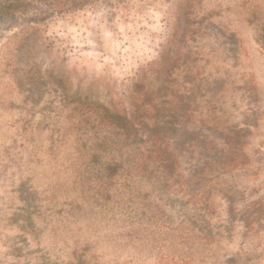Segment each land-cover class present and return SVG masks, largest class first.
<instances>
[{
  "label": "rangeland",
  "instance_id": "rangeland-1",
  "mask_svg": "<svg viewBox=\"0 0 264 264\" xmlns=\"http://www.w3.org/2000/svg\"><path fill=\"white\" fill-rule=\"evenodd\" d=\"M24 2L0 19V264H264V0H117L114 14L107 1ZM180 91L191 103L181 118L164 101ZM108 112L149 134L189 200L145 208L154 221L139 243L80 177L91 151L125 160L104 144Z\"/></svg>",
  "mask_w": 264,
  "mask_h": 264
},
{
  "label": "trees",
  "instance_id": "trees-1",
  "mask_svg": "<svg viewBox=\"0 0 264 264\" xmlns=\"http://www.w3.org/2000/svg\"><path fill=\"white\" fill-rule=\"evenodd\" d=\"M31 1H47L48 5L55 7L56 11L59 12L62 10L65 11H72L76 7H83L84 5H87L89 7L93 3H96L97 1H107L115 6H113L115 9L112 13L118 12L120 4H115V1L117 0H29ZM29 1H22V0H0V19L4 18L5 22L8 19L14 18L16 14V11L18 9V6L22 5L24 2L25 5L28 4ZM125 1V0H124ZM137 2L144 1L145 0H136ZM154 0H146V2H153ZM166 3V1H165ZM24 7H28L24 6ZM33 6L31 5L30 9ZM85 8V7H84ZM83 8V9H84ZM40 11V10H39ZM25 12V11H24ZM18 15V14H17ZM29 16H32V13H29L28 11L25 13H21L18 15L20 19L25 22V19ZM191 24V22L189 23ZM134 62V60H133ZM150 62L153 63V61H147L148 65ZM143 63V59L141 60H135L134 64V70L138 69L139 65ZM197 65V62L194 63V66ZM198 72L194 73L196 75ZM136 76V75H135ZM192 87L189 88L187 91H192ZM168 99L166 100V97L164 101L167 103V106H171L170 113H177L180 114L179 118L182 117L183 113L182 109L185 110V108H189L191 106V103H186L185 98L186 94L188 93L186 91L184 92H175L173 95H169L168 92ZM170 97V98H169ZM180 106L181 108H178L177 106ZM101 112L104 111V108H100ZM107 110V109H106ZM172 111V112H171ZM208 110L202 111L201 108L197 110V117L200 116V119L198 120V126L199 128L202 126L208 127L210 123H207L208 117L206 115V112ZM169 113V114H170ZM93 114V113H92ZM168 114V115H169ZM97 115L98 112H97ZM206 115V116H205ZM104 120L106 130L108 133L103 135L105 138L104 144L106 145V148L110 147V150L114 152L117 156H124V151H127V155L125 157V160L122 159L119 160L118 158H111L105 159L102 158V155L97 151H92L89 153V159H86L84 164L87 162L86 171L88 175H81L80 177L84 180H86L84 183L89 187V200L92 202H95V204H100L103 207L111 205L110 209H117L119 212H121L123 215H121L120 219L124 220L125 222L122 226L129 228L125 232L128 234V237L130 238L129 241L139 243L140 238H135L136 235L141 234V232L145 233V236L147 235V228L145 227L148 223H153V216L148 215V210L151 211L152 208H156L157 210L168 208L171 205V201L168 199V197H178L180 196L175 187L171 184L172 179L168 172V163H170V158L165 153L161 152L156 145L153 144L151 141V137L148 134L147 139H142L138 137V134L133 133V125L128 123V118L126 116H121L119 114H111L108 113H101L100 119ZM209 118H214V116H211ZM166 119V117H164ZM209 122V121H208ZM143 129V127H141ZM229 142L228 136L224 138V143L227 144ZM150 143V145H148ZM152 143V145H151ZM115 155V156H116ZM146 158V160H144ZM149 161L150 163L146 162ZM144 166H146L144 168ZM137 168H140L144 172H147L148 178L156 177L161 178V180H158L160 183H163V189L156 188L155 184H150V180L146 178V174H141L142 177L145 178V181H148L147 185L145 186L146 189L148 187L149 190L141 193V190L139 187L135 188V185L132 183L134 182L133 179H136V176L134 175V172H137ZM151 168V169H150ZM155 173H153V172ZM143 172V173H144ZM170 185V186H167ZM180 185V184H179ZM177 185V188H180V186ZM151 187H154L151 190ZM86 189V188H84ZM175 191V192H173ZM165 195L167 199L164 201H158L155 204H152L149 197L151 195ZM180 201L182 203H188L189 200H184L182 196H180ZM151 203L152 205H148ZM148 205V206H147ZM145 208H149L146 210ZM172 207L170 208V210ZM193 212H195V215L198 217H202V214L198 210H201L198 207H192ZM164 213L163 211H161ZM197 212V213H196ZM199 212V213H198ZM223 212L229 216L232 217L234 214H236L235 206H232V202L228 201V203H225L223 205ZM144 219V226L140 225L139 220ZM234 220V219H233ZM231 220L232 222H234ZM160 227L164 228L166 225L162 222L158 223ZM157 224V225H158ZM231 224V223H229ZM248 223H245V227ZM138 228H136V227ZM159 232V230H157ZM200 232V231H198ZM199 234V233H198ZM194 236V242L199 243L201 240H205L207 238L199 236ZM209 238V236H208ZM214 238V237H212ZM208 240V239H207ZM89 264H92L89 262ZM95 264V263H94ZM121 264V263H120Z\"/></svg>",
  "mask_w": 264,
  "mask_h": 264
}]
</instances>
